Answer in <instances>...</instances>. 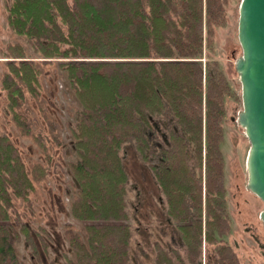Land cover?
<instances>
[{"label": "trees", "instance_id": "16d2710c", "mask_svg": "<svg viewBox=\"0 0 264 264\" xmlns=\"http://www.w3.org/2000/svg\"><path fill=\"white\" fill-rule=\"evenodd\" d=\"M4 1L8 28L42 58L61 60L82 106L70 128L77 160L67 165L77 184L70 214L83 223V234L65 227L72 257L65 255L63 264H129L128 176L119 151L132 140L186 254H169L154 242L153 264H201L202 250L205 264H241L221 239L230 229L220 143L231 88L221 71L201 64L215 29L227 22V5L240 0ZM2 54L7 70L1 88L11 120L20 136L45 147L15 112L24 89L36 93L39 71L20 44L7 45ZM164 113L179 131L168 132V147L158 154L147 134L150 117ZM45 175L41 163L28 171L11 138L0 134V264L20 263L14 242L21 233L38 254L26 225L18 231L7 224L8 209L11 194L27 198Z\"/></svg>", "mask_w": 264, "mask_h": 264}, {"label": "rangeland", "instance_id": "374dc122", "mask_svg": "<svg viewBox=\"0 0 264 264\" xmlns=\"http://www.w3.org/2000/svg\"><path fill=\"white\" fill-rule=\"evenodd\" d=\"M226 20V24L215 29L212 44L204 48L201 58L203 69L214 67L221 71L231 88L225 98L220 143L230 229L221 239L232 247L241 264H264V227L259 219L263 203L246 188L245 161L249 142L236 121L242 110L241 87L234 68L235 60L241 55L237 39L238 2L227 5ZM9 44H20L26 50V59L39 71L36 93L31 95L24 89V99L15 112L25 116L33 134L39 136L45 147L37 145L34 138L20 136L11 120L7 96L1 88L2 75L7 70L2 51ZM60 61L42 58L28 46L24 37L8 28L5 1L0 0V134L11 138L28 171L36 163H41L46 170L44 179L35 183L27 198L11 194L12 207L8 209L7 224L18 231L21 225H26L38 248L36 255L25 234L21 233L14 242L19 264H63L65 255L72 257L64 236L65 227L73 226L83 234V223L70 214V202L77 194V184L67 165L77 160L70 128L75 126L82 106L71 89L66 72L59 67ZM150 124L152 130L147 138L159 154L168 147V132L179 129L167 113L150 117ZM119 153L128 176L124 211L132 231L129 264H153L154 242L160 243L169 254L177 249L186 259L177 223L167 215L158 183L149 166L138 158L134 141L123 145ZM34 178H40L38 172ZM202 254L198 261L205 264L204 250Z\"/></svg>", "mask_w": 264, "mask_h": 264}, {"label": "water", "instance_id": "95a60500", "mask_svg": "<svg viewBox=\"0 0 264 264\" xmlns=\"http://www.w3.org/2000/svg\"><path fill=\"white\" fill-rule=\"evenodd\" d=\"M237 39L241 55L234 68L242 110L236 121L249 142L246 188L263 203L259 219L264 227V0H240Z\"/></svg>", "mask_w": 264, "mask_h": 264}]
</instances>
